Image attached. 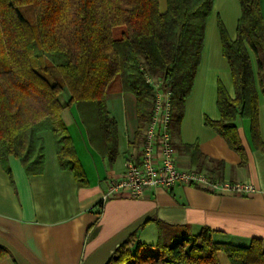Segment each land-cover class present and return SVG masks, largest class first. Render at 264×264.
<instances>
[{
	"label": "trees",
	"instance_id": "1",
	"mask_svg": "<svg viewBox=\"0 0 264 264\" xmlns=\"http://www.w3.org/2000/svg\"><path fill=\"white\" fill-rule=\"evenodd\" d=\"M212 3L165 0L161 11L159 0H0V162L5 170L9 172L7 160L13 156L28 174L42 173L44 142L38 135L49 131L59 166L85 184L62 111L74 105L91 147L113 161L117 122L106 108L107 96H134L132 146L137 148L152 110L146 75L159 77L170 89L171 125L177 124L200 62ZM239 4L234 38L217 23L234 97L218 83L220 118H205V124L243 158L236 122L248 119L257 143V107L260 97L264 101V23L259 0ZM65 90L69 97L61 102ZM157 225L154 244L130 235L105 264H219V250L232 264H264L257 241L242 248L213 242L206 227L186 235L180 233L182 227ZM8 254L0 244V260Z\"/></svg>",
	"mask_w": 264,
	"mask_h": 264
},
{
	"label": "crops",
	"instance_id": "2",
	"mask_svg": "<svg viewBox=\"0 0 264 264\" xmlns=\"http://www.w3.org/2000/svg\"><path fill=\"white\" fill-rule=\"evenodd\" d=\"M259 3L264 23V0ZM165 7V0H161L160 10ZM239 9V0H213L192 88L183 103L181 119L169 132L179 168L211 172L230 182H249L254 191L216 194L175 184L152 190L144 198L110 197L99 205L106 179L122 175L123 159L134 149L135 122L126 108L123 118H116L106 107L117 122L118 135L117 154L108 161L91 147L73 105L74 111L65 108L61 117L69 133L73 126L77 130L80 146L74 140L73 145L86 183L79 185L70 170L59 166L49 131L38 135L44 142L42 173L28 174L13 156L7 160L9 172L0 162V244L9 251L0 264H105L130 235L154 244L157 224L182 227L180 233L186 235H196L206 227L215 243L246 248L257 241L264 251V101L261 97L258 101L257 143L252 142L249 120L236 122L243 158L205 124V118H220L215 104L218 83L234 97L217 23L234 38ZM216 256L219 264H232L224 251H217Z\"/></svg>",
	"mask_w": 264,
	"mask_h": 264
},
{
	"label": "built area",
	"instance_id": "3",
	"mask_svg": "<svg viewBox=\"0 0 264 264\" xmlns=\"http://www.w3.org/2000/svg\"><path fill=\"white\" fill-rule=\"evenodd\" d=\"M146 83L153 90L149 122L142 133L137 148L124 157V170L118 178L106 179V191L99 205L110 197L140 198L156 189H169L175 184L196 187L209 193L245 195L254 191L249 182H230L195 169H182L176 164V154L171 145V92L159 77L146 75Z\"/></svg>",
	"mask_w": 264,
	"mask_h": 264
},
{
	"label": "rangeland",
	"instance_id": "4",
	"mask_svg": "<svg viewBox=\"0 0 264 264\" xmlns=\"http://www.w3.org/2000/svg\"><path fill=\"white\" fill-rule=\"evenodd\" d=\"M161 3V0H159V4ZM69 92L67 90L63 91L61 95H59V100L61 102H64L65 100L68 99ZM106 104L107 108L111 111V113L116 117H120L124 115V108L127 109V111L130 113L129 116L131 115V118L135 122V128H136V120L134 117V96L130 93H110L107 96L106 99ZM74 107V106H73ZM71 107L70 109H74ZM74 111V110H73ZM117 118V117H116ZM131 119V120H132ZM71 133V134H70ZM70 133L69 136H71L72 141L74 140L77 143V146H80V139L78 138L77 135V130L73 126L70 128Z\"/></svg>",
	"mask_w": 264,
	"mask_h": 264
}]
</instances>
